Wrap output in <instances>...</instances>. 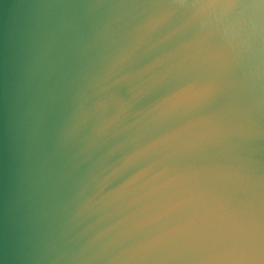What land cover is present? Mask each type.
Returning <instances> with one entry per match:
<instances>
[{"label":"water","instance_id":"1","mask_svg":"<svg viewBox=\"0 0 264 264\" xmlns=\"http://www.w3.org/2000/svg\"><path fill=\"white\" fill-rule=\"evenodd\" d=\"M0 264H264V0H0Z\"/></svg>","mask_w":264,"mask_h":264}]
</instances>
